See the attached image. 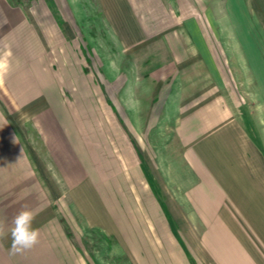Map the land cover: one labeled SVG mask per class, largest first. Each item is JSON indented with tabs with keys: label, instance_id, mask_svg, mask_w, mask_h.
I'll return each instance as SVG.
<instances>
[{
	"label": "crops",
	"instance_id": "1",
	"mask_svg": "<svg viewBox=\"0 0 264 264\" xmlns=\"http://www.w3.org/2000/svg\"><path fill=\"white\" fill-rule=\"evenodd\" d=\"M100 1L124 41L120 57L151 63L105 93L120 122L116 147L105 118L95 136L86 112L54 109L35 115L41 152L0 110V264H89L73 211L134 264H264V51L236 30L239 1L207 12L195 0L176 29L166 26L184 0ZM147 4L144 19L136 6ZM8 7L0 0L2 21ZM230 24L241 43L224 48L216 38L222 26L233 37ZM176 36L185 42L167 39ZM135 37L149 42L142 49ZM25 209L40 240L14 252L11 228Z\"/></svg>",
	"mask_w": 264,
	"mask_h": 264
},
{
	"label": "rangeland",
	"instance_id": "2",
	"mask_svg": "<svg viewBox=\"0 0 264 264\" xmlns=\"http://www.w3.org/2000/svg\"><path fill=\"white\" fill-rule=\"evenodd\" d=\"M238 1L241 21L236 25V30L244 36L240 38L246 47L253 45L264 51V0ZM194 2L184 0L179 6L175 5V21L171 22L173 25L168 22L171 25L166 27L174 26L176 29L180 24L177 20L182 13L179 14L180 8L194 13ZM228 2L202 0L198 7L202 11L205 8L207 12L210 9L217 11L218 8L226 11ZM8 3V8L12 10L5 15L8 21L0 19V60L6 65L0 71V110L13 114L16 129L19 126L23 132L21 134L27 136L37 149L42 146L35 128V115L44 110L50 114V110L54 109L86 112L89 124L95 126V136L102 135L96 132L105 118V123L111 126V146L116 147L120 122L117 112H114L116 110L111 106L112 101H108L105 93L109 88L116 92L120 78L125 79L126 75L141 76V71L149 67L150 58H141L142 53L138 52L128 53L138 56V61L130 59L128 54L126 59L120 57L124 41L112 31L100 0H8ZM147 5L136 6L144 19V14L152 8L150 4ZM147 23L150 22L143 21V25ZM163 23L167 24L166 21ZM229 27L233 37L222 26L223 33L216 38V43L224 48L241 43L234 26ZM130 39H139L133 45L142 49L149 42L142 37ZM147 39L162 40L161 37ZM167 39L176 44L185 42L178 36ZM233 56L229 53L228 60L240 67L239 63H234ZM234 72L240 80L246 79L243 77L244 69H234ZM254 88L257 87L245 85V89L255 97ZM129 140V146L135 148L134 139ZM79 147L82 154L81 148H85V145ZM72 216L76 242L87 255L89 264H134L130 255L114 239H108L101 229L88 226L80 212L73 211Z\"/></svg>",
	"mask_w": 264,
	"mask_h": 264
},
{
	"label": "clouds",
	"instance_id": "3",
	"mask_svg": "<svg viewBox=\"0 0 264 264\" xmlns=\"http://www.w3.org/2000/svg\"><path fill=\"white\" fill-rule=\"evenodd\" d=\"M6 67L5 62L0 60V71ZM34 214L31 210L20 211L14 218L11 228V248L14 252H22L33 248L39 243L40 232L33 227Z\"/></svg>",
	"mask_w": 264,
	"mask_h": 264
}]
</instances>
